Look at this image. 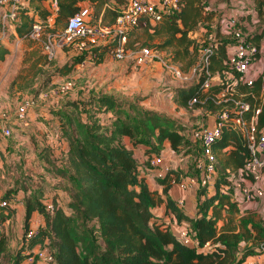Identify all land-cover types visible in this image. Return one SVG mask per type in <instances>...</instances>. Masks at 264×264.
<instances>
[{
  "label": "trees",
  "instance_id": "1",
  "mask_svg": "<svg viewBox=\"0 0 264 264\" xmlns=\"http://www.w3.org/2000/svg\"><path fill=\"white\" fill-rule=\"evenodd\" d=\"M42 1L29 0L32 10L20 8L18 21L12 24L11 29L13 38L29 40L34 25L41 24L42 38L34 42L42 46L44 59L49 65L54 61L45 54V43L50 36L66 30L68 21L86 8L82 4L90 5L92 23L115 26L119 11L126 3V0H58L55 22L50 27L46 21L52 11L40 5ZM252 1L255 12L245 14L241 19L249 23L248 16H252L246 29L254 27L253 20L258 21L256 41L260 42L264 38V0ZM205 2L181 0L180 10L165 15L162 22L152 25L147 19H141L137 27L122 35H115L104 45L89 48L71 64L56 70L68 76L87 59L95 65H101L106 56L112 55L122 46L123 38H126V51L137 50L133 38L139 30L146 33L152 31V38L165 36L166 42L156 49L176 45L183 49L186 57L191 58L196 53L199 55L201 46L190 35L217 18L216 12L210 10ZM35 3L40 4L35 6ZM10 54V50L0 41V63ZM178 55L181 56L180 53ZM224 59L225 48L222 47L212 59V73L225 68ZM196 63L195 60L189 70ZM37 65L38 62L34 67ZM204 77L202 74L190 87L175 89L173 99L185 109L190 108L189 101L198 99L200 103L194 106L195 109L202 108L217 114L221 107L215 103L216 96L224 86H214L205 93ZM49 83L50 79L44 82L35 91L34 97L38 99L47 93L50 90L47 89ZM235 90L237 99L250 104L247 118L252 117L255 110L261 109L259 129L264 130L263 80L258 79L253 87L240 85ZM53 114L59 123V138L66 142L67 149L65 160L58 162L60 165L52 160L55 156L49 150L51 155L47 156V162L52 163L53 167L48 164L47 167L54 171L58 184L46 182L45 185L50 186L51 192H65L68 196L66 204L60 203L57 195L49 200L41 189L18 190L17 194L23 192L25 195L26 232L35 213L44 217V226L30 241L24 235L22 246L12 256V262L8 254L9 239L3 231L0 235V258L3 264H22L38 246L50 249L55 257L54 264H243L244 261L238 258L241 243H264L263 222L257 220L253 211L242 214L230 193L222 192L224 188L232 191L234 178L240 179L238 172L244 169L249 158L245 140L228 124L224 125L222 137L213 146L218 162L214 193L205 197L196 217L191 218L170 197L171 178L174 176L179 181L181 172L170 170L164 179L158 180L162 193L153 191L147 183L146 174L140 170L134 152L123 143V139L128 137L134 145L148 146L157 152L167 141L172 150L179 154L190 145L186 136H182L185 130L179 129L175 121L157 111L145 109L138 102H124L109 95H94L88 101L66 102ZM104 115L108 117L107 121L103 120ZM150 155L146 166L152 169ZM206 191L203 189L201 194L205 196ZM17 194L8 190L2 200L11 204ZM47 202H52L53 212L47 210ZM163 206L164 215L155 214V209ZM15 213L10 205L7 208L0 207V221L5 223ZM167 217L170 218L169 222L166 221ZM173 222L180 227L188 222L186 226L198 247L184 245L173 230ZM221 222H224L222 226ZM252 255V251L246 253L245 260Z\"/></svg>",
  "mask_w": 264,
  "mask_h": 264
},
{
  "label": "rangeland",
  "instance_id": "2",
  "mask_svg": "<svg viewBox=\"0 0 264 264\" xmlns=\"http://www.w3.org/2000/svg\"><path fill=\"white\" fill-rule=\"evenodd\" d=\"M225 1L206 0V5L210 10L216 12L217 18L212 24L202 25L198 33L191 35L192 40L198 43L205 39L207 34L217 32L218 19L225 15L226 12L243 11L245 14L255 12L252 3L246 2V0H243L244 2L240 4L241 7L237 10L230 5V2L225 10H221L219 5ZM44 3L48 7L50 0H44ZM38 4L40 3H35L34 5ZM250 17L252 16H248L249 23H251ZM151 34L152 31L146 33L144 30H139L133 38L135 44H137V50H128L122 60H117L110 55L105 57L104 63L95 65L87 59L68 76H63L56 69L64 67L66 64H71L75 58L81 56L76 50L81 41L77 40L72 45H65L57 41L59 46H57L58 48L52 58L54 62L49 65L47 60L44 59L45 55L39 42L13 38L12 29L9 31L8 38L1 40L11 54L4 62L0 63V127L2 126L4 115H10L12 120H14L18 108L24 101H34L36 102L35 107L38 109L30 112L29 118L33 117L32 114L34 112L37 116L35 115L36 117H33L29 122L38 123L41 126V130L37 129L39 127L36 126V132H34L24 127L22 122H12L6 124V127L11 129V136L5 137L0 129V148H2V151H0V207L7 208L10 205L8 202V206H2L4 202L2 197L8 190H12L16 195L21 188L27 191L41 189L51 198L50 192L52 190L49 188L50 186L45 184L46 182L47 184L58 183L54 178L55 175L52 168L47 167V164L49 167H53L52 163L47 162V156L51 155L49 150L51 151V147L53 148L54 145H51V140L45 134V131L48 130L47 123L52 121L48 120L46 122L45 117H40L38 113L39 111H44L55 118L56 125L54 127L59 130L57 117L53 113L66 102L88 101L94 95L114 96L129 103L138 102L145 109L157 111L175 121L179 129L185 130L182 136H186L190 147L176 154L172 150L170 143L166 141L164 144L170 146L177 165L172 167V164H170L169 168L170 170L181 172L179 173L180 178L199 177V163L202 156L199 146L191 141V132L196 128L207 127L209 118H213L212 121L214 120L213 122L215 123L217 114L216 112H207L202 108L185 109L179 106L174 99H171L170 94L175 89L190 87L199 80L202 71L201 53L199 55L194 53L195 55L190 58L184 56L183 49L178 48L176 45L165 49H156L157 46H161L166 42V38L165 36L152 38ZM114 36V34H111L107 38L109 40ZM146 49L151 52L152 57L147 64L139 65V59L143 56V51ZM179 53L181 56L178 55ZM195 60L197 63L189 70ZM36 62H38V65L34 67ZM175 69L181 72L182 79L176 76ZM48 79H50V83L47 89L50 90L37 99L34 97L35 91L39 90L40 86ZM67 84H72V88L69 91H64L63 88ZM102 118L104 121L108 120L106 115ZM5 123L7 122H3V125ZM39 133H43L41 139L37 137ZM56 140L58 143L62 142L59 137ZM58 143H55L57 147H54V149L57 148L60 153L56 154L58 157L55 156V153H52L56 157L52 160L56 161L57 165H60L58 162L61 163L65 160L64 155L66 153ZM163 150H165L164 147L157 152L150 149L147 152V156L150 154H153L150 156L162 155ZM234 181L238 183L239 178L235 177ZM156 182L158 183V180ZM61 186L63 187L64 185ZM202 191V188L191 191V203L180 206L182 211L189 214V217L195 218L201 202L204 201L205 197L214 193L213 190H208L204 196L201 194ZM13 199L15 200L13 202L17 214L7 220L5 222L6 226L3 228L4 234L9 239L8 254L10 262L14 260L12 256L20 250L22 239L26 233L24 208L21 209V207L17 206L24 204V196L21 197L20 201H17L16 198ZM62 200L61 202H63ZM253 212L256 214L257 220L262 221L264 224V205L256 206ZM158 214L162 213L158 212ZM34 215L44 222L42 215L37 213ZM187 223L185 222L183 225H187ZM223 224L224 222H221L220 226ZM251 251L253 255L245 260V254ZM238 258L244 261L243 264L249 262L264 264V245L243 242L238 247ZM0 263L3 264L1 258Z\"/></svg>",
  "mask_w": 264,
  "mask_h": 264
},
{
  "label": "built area",
  "instance_id": "3",
  "mask_svg": "<svg viewBox=\"0 0 264 264\" xmlns=\"http://www.w3.org/2000/svg\"><path fill=\"white\" fill-rule=\"evenodd\" d=\"M29 0H0V21L2 30L0 41L8 38L12 24L18 21L20 8L26 7ZM181 0H126L125 5L119 11L117 24L115 26H104L101 22L92 23V12L84 8L80 13L68 21L65 31L50 36L44 45L45 54L50 60L57 50V41L65 45H72L77 40L81 41L76 50L82 53L91 47L104 45L111 34L122 35L125 31L139 25L141 19H147L150 24L156 25L162 22L165 15L175 14L180 10ZM48 8H51L52 15L48 17L46 24L53 26L58 11V0H50ZM255 18V15H254ZM254 27L258 23L253 20ZM219 31L207 34L200 42L201 46V67L205 75L203 91L208 93L214 86L223 85V90L216 96L215 103L221 107L218 111L215 123L212 127H201L191 132L192 142L201 149V161L199 163V177L180 178L178 181L174 176L171 178L172 187H178L183 192L189 193L196 189L214 190L217 178V157L213 146L222 137L223 127L228 124L238 132L245 140L249 150V158L244 169L238 172L239 182H233L232 191L226 188L224 193H230L232 201L235 202L242 214L253 211L256 206L264 205V130L259 129V115L261 109L255 110L253 116L247 118L250 111V104L236 97V88L240 85L253 87L258 79L263 80L262 100L264 98V39L256 41L254 27H248L241 17L223 16L217 23ZM42 38V25L36 24L29 36V40L40 41ZM126 38L122 39V46L113 51L112 56L122 60L127 52L124 48ZM225 48V68L220 72L212 73V59L220 48ZM151 52L146 49L139 59V65L149 62ZM83 64V63H82ZM179 78H183L181 72L174 70ZM72 84H67L63 90L69 91ZM174 98L173 93L170 94ZM43 96V95H41ZM40 96V97H41ZM34 101H24L18 108L15 119L10 115H4L0 129L6 137L11 136V129L6 127L10 123H26L29 113L36 107ZM198 99H192L188 105L191 108L198 105ZM3 122H7L3 125ZM152 169L157 171V178L164 179L170 171L162 156H152L149 159ZM182 206V202H178ZM2 206H8L3 202ZM47 210L53 212L52 202H47ZM4 223L0 221V235L3 232ZM38 228H31L25 233L26 240H32L38 234ZM175 231L180 241L189 247H198L197 242L192 238L188 226H176ZM261 245H264L261 244ZM29 264H54L55 257L49 248L41 247L35 254L28 257ZM246 264H259L249 262Z\"/></svg>",
  "mask_w": 264,
  "mask_h": 264
},
{
  "label": "crops",
  "instance_id": "4",
  "mask_svg": "<svg viewBox=\"0 0 264 264\" xmlns=\"http://www.w3.org/2000/svg\"><path fill=\"white\" fill-rule=\"evenodd\" d=\"M153 1H156V0H153ZM230 2V5L233 7L234 6V9L237 10L238 8H240V4H242L244 1L243 0H226L225 2H221L220 5H219V8H221V10H225L227 7H228V3ZM246 2H251L252 5L254 6L253 4V1L252 0H246ZM238 3V4H237ZM30 3L28 2V5H26V8H29L32 10V6L29 5ZM41 5H45L46 6V3H44V0L42 1ZM44 7V6H43ZM82 7H90V5L88 3H84L82 4ZM92 10V9H91ZM243 15H245V13L243 11H229V12H226L225 16H234V17H242ZM102 20V19H100ZM216 20V19H215ZM215 20L213 22H215ZM219 20V19H218ZM212 24V23H211ZM205 25H208V24H205ZM257 26L258 24L255 25V31H257ZM201 28V27H200ZM199 31V30H198ZM195 32V33H198ZM195 33L191 34V35H194ZM190 35V37H191ZM197 38V36H195ZM264 39V38H263ZM36 110L38 108H35ZM33 111V110H32ZM31 111V112H32ZM39 111V110H38ZM31 113L28 115L27 117V120H26V123H24V127L26 128H29L31 129V131H34L36 132V126H38L39 128L37 129H40L41 130V126L37 124H33V123H30L29 121H31V119H33V117L35 118L37 116V114L34 112L32 115L33 117L30 119ZM36 115V116H35ZM38 115L41 117V116H44L45 118V121L47 122L48 120L52 121V122H48L47 125H48V130L45 131V134H47L48 138L51 140L50 143L51 145H54L53 148L51 147L52 149V153L54 154L55 153V156L58 157V155L56 154H59L60 151H58L57 148L54 149V147H57V144L55 143H58V141L56 140V138L59 137V130H56V128L54 127V125H56V122H55V118H53L50 114L44 112V111H39ZM213 118H209V124H208V127H212L214 125V120L212 121ZM33 121V120H32ZM43 134V133H42ZM42 134L39 133V135L37 134V137L38 138H42ZM123 143L125 144V146L132 150L134 152V156L135 158L138 160L139 164H140V170H142L143 173H145L146 175V178H147V183L149 184V187L151 190L153 191H159L160 193H162V186L156 182V180H159L156 176H157V171L154 170V169H150V167H147L146 166V161H147V152L148 150H150L151 148L148 147V146H144V145H134L133 141L128 138V137H125L123 139ZM58 145L60 147H62L63 151L67 149V144L66 142L62 141L61 143H58ZM164 148L165 150L162 151V157L165 158V162H166V165L167 166H170V164H172L171 166L175 167L177 166L176 165V161H175V157L173 156V154L171 153V149H170V146L168 144H164ZM0 150L2 151V148H0ZM56 182L57 179H56ZM55 182V183H56ZM50 197H48V195H46L47 198H49V200H52L53 196L54 195H57L58 196V201L61 203V200L62 199H65V200H62V204H66V200H67V194L63 191H56L55 193L54 192H50ZM213 194V193H212ZM211 195V194H210ZM25 196L23 192H20L17 194L16 196V200L17 201H20L21 200V197ZM170 197L175 200L177 203L178 202H182V204H186V205H189L191 202V198L192 196H190V192L189 193H186V192H183L181 189H179L178 187H175L173 186L171 191H170ZM15 201V200H14ZM14 205V206H13ZM19 207L24 208V212H25V215H26V208H25V205L24 204H21L20 205H17ZM10 208L12 210H14L16 213L15 215L17 214V210L15 208V204L14 202L10 204ZM164 210H165V206L161 207V208H157L155 209V214H158V212L162 213L164 215ZM36 214V213H35ZM38 214V213H37ZM162 214H158L160 216H163ZM188 216L189 214L186 213ZM191 217V216H190ZM193 218V217H191ZM166 221L169 222L170 221V218L167 217L166 218ZM6 226V223H4V227ZM41 226H44V222H42V220L40 218H36L35 215L33 214L31 220H30V227L31 228H35L37 227L38 229L41 227ZM173 226V230H175L176 228V223L173 222L172 224ZM41 248L40 246L36 247L34 250L31 251V255L32 254H35L38 249ZM22 264H29V261H28V258L22 263ZM37 264H44L42 262H38Z\"/></svg>",
  "mask_w": 264,
  "mask_h": 264
}]
</instances>
